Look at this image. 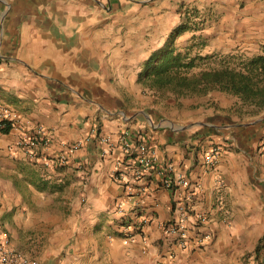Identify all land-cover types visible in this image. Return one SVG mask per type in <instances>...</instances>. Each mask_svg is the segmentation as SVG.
I'll list each match as a JSON object with an SVG mask.
<instances>
[{"label":"crops","instance_id":"obj_1","mask_svg":"<svg viewBox=\"0 0 264 264\" xmlns=\"http://www.w3.org/2000/svg\"><path fill=\"white\" fill-rule=\"evenodd\" d=\"M186 8L207 18L203 53L263 51L264 0H0V104L14 111L0 131V242L6 232L39 264H264V108L220 90L165 99L138 82ZM125 134L148 144L141 177ZM170 163L208 218L187 248L164 231Z\"/></svg>","mask_w":264,"mask_h":264},{"label":"trees","instance_id":"obj_2","mask_svg":"<svg viewBox=\"0 0 264 264\" xmlns=\"http://www.w3.org/2000/svg\"><path fill=\"white\" fill-rule=\"evenodd\" d=\"M204 15L198 8H186L184 21L144 62L138 82L145 91L160 97L206 95L220 90L264 108V49L247 57L203 53L207 41L196 32L207 20ZM188 31L194 34L187 45H178L179 37Z\"/></svg>","mask_w":264,"mask_h":264},{"label":"built area","instance_id":"obj_3","mask_svg":"<svg viewBox=\"0 0 264 264\" xmlns=\"http://www.w3.org/2000/svg\"><path fill=\"white\" fill-rule=\"evenodd\" d=\"M14 122V111L12 108L0 104V131H6ZM39 137L44 133L43 128L37 130ZM41 135V136H40ZM39 137L30 139L28 144H36ZM131 135L125 134L121 137L122 147L128 156V164L134 165V177H141L153 167L152 157L148 153V144L144 139L135 138L131 140ZM43 138V137H42ZM41 138V139H42ZM45 139V138H44ZM109 137L102 135L101 140L109 141ZM81 140L66 144L68 151L72 152L80 147ZM220 158V147H213L206 154V160L210 165L215 166ZM61 161H65V156L60 157ZM47 164H51L48 161ZM136 165V166H135ZM174 167L170 163L166 173L162 179L163 187L171 190L175 195L174 200V215L170 221L164 225L166 234L173 236L175 242L182 248H187L192 238V227H201L208 221V218L203 212L193 213L189 199L193 197L190 180L186 174L182 172H174ZM116 179L120 181L126 180V174L123 173L120 177L116 173ZM122 209V203L119 204ZM145 221V220H144ZM3 240L0 242V264H39V260L26 255L23 251L14 248L10 245V239L5 232Z\"/></svg>","mask_w":264,"mask_h":264},{"label":"rangeland","instance_id":"obj_4","mask_svg":"<svg viewBox=\"0 0 264 264\" xmlns=\"http://www.w3.org/2000/svg\"><path fill=\"white\" fill-rule=\"evenodd\" d=\"M212 60L209 61V63L211 62ZM168 96L165 97V99L167 98ZM170 106V105H169Z\"/></svg>","mask_w":264,"mask_h":264}]
</instances>
